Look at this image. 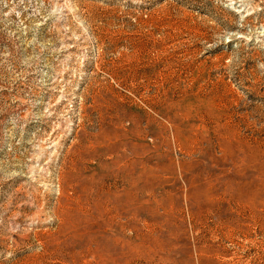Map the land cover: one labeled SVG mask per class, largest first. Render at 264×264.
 Instances as JSON below:
<instances>
[{
	"label": "rangeland",
	"instance_id": "374dc122",
	"mask_svg": "<svg viewBox=\"0 0 264 264\" xmlns=\"http://www.w3.org/2000/svg\"><path fill=\"white\" fill-rule=\"evenodd\" d=\"M0 264H264V0H0Z\"/></svg>",
	"mask_w": 264,
	"mask_h": 264
},
{
	"label": "bare ground",
	"instance_id": "6f19581e",
	"mask_svg": "<svg viewBox=\"0 0 264 264\" xmlns=\"http://www.w3.org/2000/svg\"><path fill=\"white\" fill-rule=\"evenodd\" d=\"M210 199V198H209ZM218 202V201H217ZM241 210V209H240ZM234 212V211H233Z\"/></svg>",
	"mask_w": 264,
	"mask_h": 264
}]
</instances>
